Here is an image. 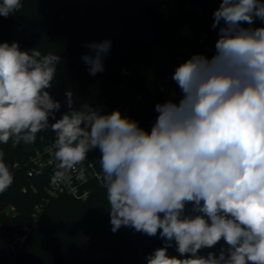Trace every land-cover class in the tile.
Returning a JSON list of instances; mask_svg holds the SVG:
<instances>
[{
    "label": "clouds",
    "instance_id": "obj_1",
    "mask_svg": "<svg viewBox=\"0 0 264 264\" xmlns=\"http://www.w3.org/2000/svg\"><path fill=\"white\" fill-rule=\"evenodd\" d=\"M22 6L0 0V16ZM213 15L212 27L222 24L215 55H193L176 67L172 79L183 98L155 106L150 133L119 110L74 108L71 91L57 119L61 103L47 89L61 57L0 43V143L15 137L33 144L50 129L57 180L98 149L111 231L128 227L163 239L147 264H264V27L242 26L264 21V0H222ZM111 45H86L90 75L105 70ZM3 155L0 193L14 181ZM221 240L218 255L199 254ZM173 242L184 258L168 255Z\"/></svg>",
    "mask_w": 264,
    "mask_h": 264
},
{
    "label": "trees",
    "instance_id": "obj_2",
    "mask_svg": "<svg viewBox=\"0 0 264 264\" xmlns=\"http://www.w3.org/2000/svg\"><path fill=\"white\" fill-rule=\"evenodd\" d=\"M187 4L205 7L206 0H183L178 18L190 24L206 22L209 30L219 33L222 24L212 27L214 10L199 15L186 12ZM22 5L8 17L0 16V43L18 42L21 50L39 49L61 57L47 89L61 103L56 118L68 111L65 94L71 91L74 108L87 104L107 113L122 107L150 133L158 116L155 106L168 100L159 91H149L159 79L149 68L145 41L153 40L172 54L188 43L185 37L169 38V23L162 20L161 11L138 0H22ZM104 40L112 42L103 61L105 70L92 76L82 56L91 51L86 45ZM49 122L55 121L50 118ZM40 147L37 141L0 143L14 176L11 186L0 193V264H147L146 257L163 247V239L128 227L113 233L103 185L87 201L70 197L46 201L49 172L34 178L27 175L26 163ZM15 162L21 167L12 169ZM39 204L44 210L35 220L34 208ZM9 207L16 209V216L7 212ZM191 207L187 205L186 212ZM222 247H226L223 240L199 254L218 255ZM168 255L184 258L174 242Z\"/></svg>",
    "mask_w": 264,
    "mask_h": 264
},
{
    "label": "built area",
    "instance_id": "obj_3",
    "mask_svg": "<svg viewBox=\"0 0 264 264\" xmlns=\"http://www.w3.org/2000/svg\"><path fill=\"white\" fill-rule=\"evenodd\" d=\"M214 0H206V6L204 8V14H208L213 10ZM161 11V10H160ZM186 12L196 13L192 9L191 4L185 6ZM162 20L168 21L171 19L170 13L168 10H162ZM197 14V13H196ZM243 27H264V21H259L256 24L248 25L243 24ZM190 31L188 37V43L183 45L178 51L172 54V62L170 75L167 77H162L157 80L152 86L149 87V91L164 94L167 91L166 83L168 80L172 79V76L175 72L176 67L180 64L186 62L193 55H204L205 57L214 56L216 49L215 44L219 38V33L212 32L208 29L206 22H196L193 24L189 23ZM179 89V87H178ZM179 92L181 93L180 89ZM114 110H123L122 107H117L107 113H111ZM43 137V139H41ZM14 145L18 144L15 140V137L10 138ZM55 134L51 130H47L37 135V142L41 144V147L38 148L35 153L30 157L29 161L26 163L27 175L29 178H34L36 176L42 175L44 172L48 171L50 174V182L46 187V201L49 202L52 199H57L60 197H70L80 201H87L93 194L97 186L103 185L102 183V170L99 163L101 158V153L98 149H94L87 154V159L75 166L73 170H70L66 175L57 180L56 172L58 169V161L54 156V143H55ZM20 163L15 162L12 165V169L20 168ZM81 169L83 170V179H78ZM32 189H35L34 186H31ZM28 187H24L23 190L26 191ZM44 210V205L39 204L34 208L33 218L37 220ZM8 213H13L16 216L17 212L14 207H9L7 209Z\"/></svg>",
    "mask_w": 264,
    "mask_h": 264
},
{
    "label": "rangeland",
    "instance_id": "obj_4",
    "mask_svg": "<svg viewBox=\"0 0 264 264\" xmlns=\"http://www.w3.org/2000/svg\"><path fill=\"white\" fill-rule=\"evenodd\" d=\"M222 0H214L213 9L217 10L220 6ZM162 4H164L162 2ZM180 5H178L179 7ZM178 7H172V0H167L166 5L159 10H168L171 16V19L165 21V23H169V38H178L183 35H187L190 31L189 23L185 20L178 18ZM260 20H255L253 24L258 23ZM145 49L149 54L148 64L151 71L156 73L162 72L163 66L165 67V72L163 73V78L170 75L171 62H172V53L163 45H160L153 40L146 39L145 41ZM171 54V55H170ZM213 56H208V59H211ZM167 91L164 93V96L169 101L174 103H179V101L183 98L182 93L179 92L178 85L176 82L171 79L166 83ZM121 114L125 117H128V114L122 110Z\"/></svg>",
    "mask_w": 264,
    "mask_h": 264
},
{
    "label": "crops",
    "instance_id": "obj_5",
    "mask_svg": "<svg viewBox=\"0 0 264 264\" xmlns=\"http://www.w3.org/2000/svg\"><path fill=\"white\" fill-rule=\"evenodd\" d=\"M138 1H141V2L146 3V4H149V5H152V6H154L157 10L161 9V8L164 6V4L166 5V3H167V0H138ZM162 2H163L164 4H162ZM182 2H183V0H172V7H176V8H177L178 5H180V6L178 7V11H179V9H180V7H181V5H182ZM213 10H214V9H213ZM214 11H215V10H214ZM181 37H185V38H187V40H188L189 33H187V35H183V36H181ZM172 39H176V38H172ZM170 55H171V54H170ZM164 72H165V67H164V71H163V72H160V73L158 74L157 79L162 78Z\"/></svg>",
    "mask_w": 264,
    "mask_h": 264
},
{
    "label": "water",
    "instance_id": "obj_6",
    "mask_svg": "<svg viewBox=\"0 0 264 264\" xmlns=\"http://www.w3.org/2000/svg\"><path fill=\"white\" fill-rule=\"evenodd\" d=\"M192 9L199 15H203L204 14V8L201 7L200 5L198 4H193L192 5Z\"/></svg>",
    "mask_w": 264,
    "mask_h": 264
}]
</instances>
